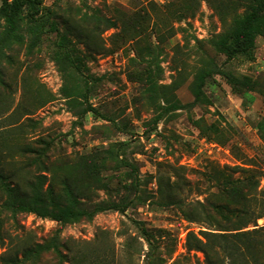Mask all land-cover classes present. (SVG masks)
<instances>
[{
	"label": "rangeland",
	"instance_id": "rangeland-1",
	"mask_svg": "<svg viewBox=\"0 0 264 264\" xmlns=\"http://www.w3.org/2000/svg\"><path fill=\"white\" fill-rule=\"evenodd\" d=\"M253 2L43 0L58 28L43 34L22 19L7 35L0 17V264H209L188 233L240 227L215 205L264 209V25L252 58L221 50ZM7 185L41 211L5 205Z\"/></svg>",
	"mask_w": 264,
	"mask_h": 264
},
{
	"label": "trees",
	"instance_id": "trees-1",
	"mask_svg": "<svg viewBox=\"0 0 264 264\" xmlns=\"http://www.w3.org/2000/svg\"><path fill=\"white\" fill-rule=\"evenodd\" d=\"M191 8L183 7V11L189 13L199 7L200 0H186ZM0 17L4 19L7 27V35H11L17 29L19 22L25 19L27 22L35 24L40 33H48L50 31H58V28L51 23V11L44 7L43 0H1ZM233 22L234 28L230 33L228 40L221 43L222 53L227 60L233 59L240 55L252 58L255 49L256 36L261 33L264 25V0H254L250 9L245 14L237 13ZM80 37L82 34H78ZM62 53L69 62V66L79 73H82L81 67L74 58L70 48L62 42L59 44ZM231 83L240 87H246V76H236L234 74L226 75ZM199 99V94L197 93ZM87 110L98 112L90 104ZM127 165H131L127 163ZM5 176L0 170V180H4ZM171 189L179 187L176 182L169 184ZM7 199L5 205L12 210H35L41 211L40 208L32 206L25 199H20L16 194L20 191L18 188L6 186ZM70 190V189H69ZM37 194V193H36ZM72 195V192H70ZM73 199V198H72ZM251 196L241 195L238 202L233 208L226 204H216L215 208L218 214L225 221H235L239 224L236 232L216 233L211 231H202L201 237L194 232H189L186 240V248L188 252L191 250L201 251L204 254L205 261L209 264H225L222 257L227 259L228 264H264V226H258L257 220L264 217V209H257L252 205ZM129 207L128 203H109L107 205L95 204L92 208H64L58 212H45V214L57 218L61 221L76 219L78 217H91L98 212L108 209H117L125 212ZM21 210V211H22ZM190 219H193L189 217ZM194 220V219H193ZM254 225L252 229L247 227ZM143 235L147 241L152 244L151 236L142 228ZM44 248L39 245L36 249L31 248L35 252L31 255H38ZM5 255L8 253L5 252ZM4 257V256H3ZM4 259L6 264H17V256H6ZM152 257H150L151 259ZM151 264V262H148Z\"/></svg>",
	"mask_w": 264,
	"mask_h": 264
}]
</instances>
